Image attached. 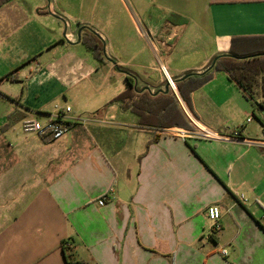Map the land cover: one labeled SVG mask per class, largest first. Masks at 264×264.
Returning a JSON list of instances; mask_svg holds the SVG:
<instances>
[{"label": "crops", "instance_id": "obj_1", "mask_svg": "<svg viewBox=\"0 0 264 264\" xmlns=\"http://www.w3.org/2000/svg\"><path fill=\"white\" fill-rule=\"evenodd\" d=\"M260 44L264 0L0 3V264H264V147L223 139L264 112L210 68ZM54 105L62 138L23 133Z\"/></svg>", "mask_w": 264, "mask_h": 264}, {"label": "trees", "instance_id": "obj_2", "mask_svg": "<svg viewBox=\"0 0 264 264\" xmlns=\"http://www.w3.org/2000/svg\"><path fill=\"white\" fill-rule=\"evenodd\" d=\"M4 1L6 0H0V3ZM214 68L227 73L229 78L242 88L253 104L260 107L264 112V45L260 44L251 53L240 54L233 51L231 56L219 57ZM207 73L190 75L182 81L176 82L178 93L187 105L189 104V93L208 78ZM192 78H197L198 82L187 83ZM123 98L124 94H121L116 98V101L122 102ZM258 99L259 102H257ZM134 107L135 110L139 108L137 104H133V109Z\"/></svg>", "mask_w": 264, "mask_h": 264}, {"label": "built area", "instance_id": "obj_3", "mask_svg": "<svg viewBox=\"0 0 264 264\" xmlns=\"http://www.w3.org/2000/svg\"><path fill=\"white\" fill-rule=\"evenodd\" d=\"M65 27H67L66 21H64ZM68 39V38H67ZM162 71L165 72L164 68L161 67ZM168 88L172 89L173 91L175 90L174 84L172 81H168L167 84ZM151 93L153 91L149 90ZM53 115L44 123L35 121V120H24L22 123V131L24 134H34L38 137H45L49 136L53 140H58L62 138L66 132L67 129V122L69 121V114L71 112V108L69 106H59V105H54L53 106ZM251 121V118L247 119V122ZM194 124V130L188 131L184 133L185 138H190V137H196L200 139H219L223 137H218L217 135L209 132L206 130L204 127L199 125L196 121H193ZM238 132L235 133L234 137L231 138H223L226 140H233V141H240L244 143L247 146H256V147H264V136L263 138L259 140H251V139H243L238 137ZM240 199H243L242 196H240ZM106 198L101 197L98 200V204L101 206L104 204ZM206 216L207 219L210 223V234L216 232L219 230V221H220V212L219 209L216 206H209L206 209ZM223 254L226 255V251H222Z\"/></svg>", "mask_w": 264, "mask_h": 264}, {"label": "water", "instance_id": "obj_4", "mask_svg": "<svg viewBox=\"0 0 264 264\" xmlns=\"http://www.w3.org/2000/svg\"><path fill=\"white\" fill-rule=\"evenodd\" d=\"M79 32H80V31H79ZM79 32H78V34H79ZM216 60H217V57L213 59L211 65H210V68H212V67L214 66ZM184 78H186V77H184ZM184 78H182L181 80H183ZM167 89H168V86L165 87V90H166V91H167ZM258 109H259V111L262 112V109H261L260 107H258Z\"/></svg>", "mask_w": 264, "mask_h": 264}, {"label": "rangeland", "instance_id": "obj_5", "mask_svg": "<svg viewBox=\"0 0 264 264\" xmlns=\"http://www.w3.org/2000/svg\"><path fill=\"white\" fill-rule=\"evenodd\" d=\"M84 16L87 17V19L89 18V20L93 21V19H92V18H94L93 14L90 15L88 12H84Z\"/></svg>", "mask_w": 264, "mask_h": 264}]
</instances>
